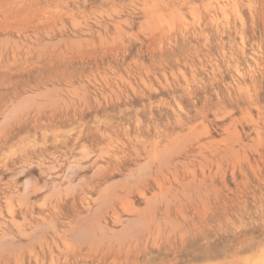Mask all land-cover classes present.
<instances>
[{
  "label": "rangeland",
  "instance_id": "374dc122",
  "mask_svg": "<svg viewBox=\"0 0 264 264\" xmlns=\"http://www.w3.org/2000/svg\"><path fill=\"white\" fill-rule=\"evenodd\" d=\"M0 264H264V0H0Z\"/></svg>",
  "mask_w": 264,
  "mask_h": 264
}]
</instances>
